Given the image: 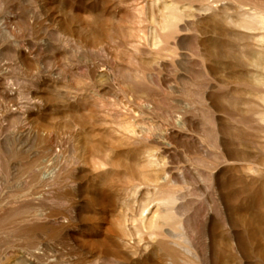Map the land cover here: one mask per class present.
<instances>
[{"label": "rangeland", "instance_id": "374dc122", "mask_svg": "<svg viewBox=\"0 0 264 264\" xmlns=\"http://www.w3.org/2000/svg\"><path fill=\"white\" fill-rule=\"evenodd\" d=\"M0 264H264V0H0Z\"/></svg>", "mask_w": 264, "mask_h": 264}, {"label": "bare ground", "instance_id": "6f19581e", "mask_svg": "<svg viewBox=\"0 0 264 264\" xmlns=\"http://www.w3.org/2000/svg\"><path fill=\"white\" fill-rule=\"evenodd\" d=\"M252 16H253V15H252ZM252 16H251V17H252ZM253 18H254V17H253ZM255 18H256V17H255ZM256 19L258 20V18H256ZM256 19H255V20H256ZM151 218H152V217H151ZM147 221H148V219L146 220V223H147ZM148 222H149V221H148ZM156 224H157V223H156ZM162 224H163V223H162ZM151 225H152V224H151Z\"/></svg>", "mask_w": 264, "mask_h": 264}]
</instances>
